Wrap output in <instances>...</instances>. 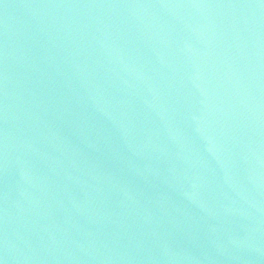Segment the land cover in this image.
I'll use <instances>...</instances> for the list:
<instances>
[{
    "label": "water",
    "instance_id": "water-1",
    "mask_svg": "<svg viewBox=\"0 0 264 264\" xmlns=\"http://www.w3.org/2000/svg\"><path fill=\"white\" fill-rule=\"evenodd\" d=\"M0 264H264V0H0Z\"/></svg>",
    "mask_w": 264,
    "mask_h": 264
}]
</instances>
